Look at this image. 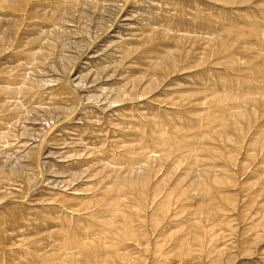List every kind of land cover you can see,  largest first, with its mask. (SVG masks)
<instances>
[{"label": "rangeland", "instance_id": "1", "mask_svg": "<svg viewBox=\"0 0 264 264\" xmlns=\"http://www.w3.org/2000/svg\"><path fill=\"white\" fill-rule=\"evenodd\" d=\"M0 264H264V0H0Z\"/></svg>", "mask_w": 264, "mask_h": 264}]
</instances>
